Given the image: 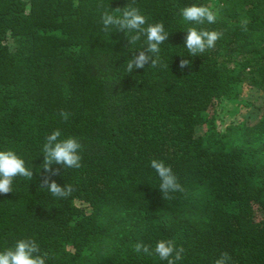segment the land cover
<instances>
[{
  "label": "trees",
  "instance_id": "trees-1",
  "mask_svg": "<svg viewBox=\"0 0 264 264\" xmlns=\"http://www.w3.org/2000/svg\"><path fill=\"white\" fill-rule=\"evenodd\" d=\"M101 2L112 11L133 0H0V151L33 170L0 194V251L32 239L45 264H167L134 246L173 240L184 248L177 264H215L222 253L229 264H264V104L244 115L241 89L264 94V0H134L169 37L160 66L132 73L144 38L131 46L104 32ZM192 4L216 22H186L181 9ZM189 27L222 36L191 56ZM220 112L237 119L223 126ZM56 129L82 145L81 167L53 164V176L42 148ZM152 159L183 192L163 199ZM45 177L74 191L54 197Z\"/></svg>",
  "mask_w": 264,
  "mask_h": 264
},
{
  "label": "clouds",
  "instance_id": "clouds-1",
  "mask_svg": "<svg viewBox=\"0 0 264 264\" xmlns=\"http://www.w3.org/2000/svg\"><path fill=\"white\" fill-rule=\"evenodd\" d=\"M132 3L124 7L112 8L108 11L101 2L98 7L104 9L101 12V22L103 31L110 33L112 31L125 33L130 45H136L141 38H144V46L140 48L138 54L133 55L127 62L126 73H132L133 69H142L145 65L153 68L160 66L161 51L160 45L168 41L169 33L165 31L163 23L149 24L146 17L141 14L138 7ZM181 15L186 22H192L196 25L205 23L214 24L217 20L216 13L206 6H197L192 4L181 9ZM247 20H243L241 26L247 31ZM222 36V33L215 30H198L195 27L187 29V35L184 41V47L189 55L196 56L204 54L207 50L214 48L216 41ZM188 59H181L179 67L184 69L190 66ZM63 120H67L70 113L61 110L59 113ZM61 132L54 130L46 137L43 144L42 153L44 155L41 167L45 172L51 175H58L59 169H53V164L62 165L65 169H78L81 167V156L79 150L82 145L74 137L59 139ZM151 167L156 171L159 179V191L164 200L171 199L170 193L183 192L182 185L178 182L170 166L165 165L161 160L152 159ZM23 177L30 181L33 178V170L25 166V162L14 151H0V194H8L13 191L12 184L16 177ZM41 188H46L52 196L58 198H67L74 191L72 185L61 186L55 180L45 177ZM137 253L141 251L146 255H152L153 252L161 259L166 260L167 264H177V261L183 259L184 248L177 247L173 240H159L155 248L150 250L149 246L142 242H137L134 246ZM46 253L40 254V247L35 240L20 239L13 247L0 251V264H45ZM230 257L227 253H222L216 259L215 264H229Z\"/></svg>",
  "mask_w": 264,
  "mask_h": 264
},
{
  "label": "rangeland",
  "instance_id": "rangeland-1",
  "mask_svg": "<svg viewBox=\"0 0 264 264\" xmlns=\"http://www.w3.org/2000/svg\"><path fill=\"white\" fill-rule=\"evenodd\" d=\"M241 89L243 91V96H245L251 104L249 108L243 109L242 113L244 115L246 114L252 116L254 115L255 111H258V108L264 104V94L256 88L247 85H243ZM242 113L240 114V117L242 116ZM220 115H222L224 118V123L222 124L223 126L231 121V119H237L235 116L231 117L227 114H224L223 112H220Z\"/></svg>",
  "mask_w": 264,
  "mask_h": 264
}]
</instances>
